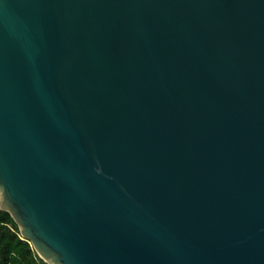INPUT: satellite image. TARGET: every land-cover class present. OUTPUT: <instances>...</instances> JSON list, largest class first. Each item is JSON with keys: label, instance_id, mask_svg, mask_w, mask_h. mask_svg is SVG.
Instances as JSON below:
<instances>
[{"label": "water", "instance_id": "1", "mask_svg": "<svg viewBox=\"0 0 264 264\" xmlns=\"http://www.w3.org/2000/svg\"><path fill=\"white\" fill-rule=\"evenodd\" d=\"M0 207L49 264H264V0H0Z\"/></svg>", "mask_w": 264, "mask_h": 264}, {"label": "trees", "instance_id": "2", "mask_svg": "<svg viewBox=\"0 0 264 264\" xmlns=\"http://www.w3.org/2000/svg\"><path fill=\"white\" fill-rule=\"evenodd\" d=\"M0 264H49L25 238L12 215L0 207Z\"/></svg>", "mask_w": 264, "mask_h": 264}]
</instances>
